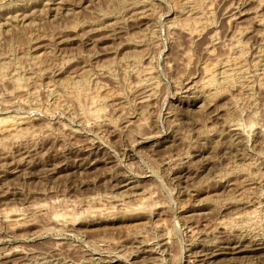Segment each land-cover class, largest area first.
<instances>
[{
	"label": "rangeland",
	"instance_id": "obj_1",
	"mask_svg": "<svg viewBox=\"0 0 264 264\" xmlns=\"http://www.w3.org/2000/svg\"><path fill=\"white\" fill-rule=\"evenodd\" d=\"M0 264H264V0H0Z\"/></svg>",
	"mask_w": 264,
	"mask_h": 264
},
{
	"label": "bare ground",
	"instance_id": "obj_2",
	"mask_svg": "<svg viewBox=\"0 0 264 264\" xmlns=\"http://www.w3.org/2000/svg\"><path fill=\"white\" fill-rule=\"evenodd\" d=\"M51 1V0H50ZM4 121V120H3ZM5 121H6V119H5ZM2 122V121H1ZM3 124V123H2ZM7 216V215H6ZM50 217L52 218V220H58V218H62V217H64L62 214H59V213H57L56 211H51V215H50ZM56 224V223H55ZM235 247V246H234ZM198 254V253H197ZM212 254V253H211ZM214 254V253H213ZM212 254V255H213ZM211 255V256H212ZM214 256V255H213Z\"/></svg>",
	"mask_w": 264,
	"mask_h": 264
}]
</instances>
